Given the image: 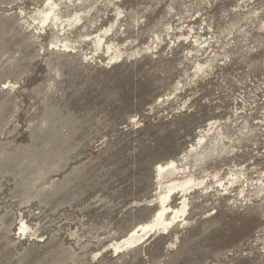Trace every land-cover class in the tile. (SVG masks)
<instances>
[{"label":"rangeland","instance_id":"1","mask_svg":"<svg viewBox=\"0 0 264 264\" xmlns=\"http://www.w3.org/2000/svg\"><path fill=\"white\" fill-rule=\"evenodd\" d=\"M53 1L0 0V264H264V0ZM211 120L226 149L183 157Z\"/></svg>","mask_w":264,"mask_h":264},{"label":"bare ground","instance_id":"2","mask_svg":"<svg viewBox=\"0 0 264 264\" xmlns=\"http://www.w3.org/2000/svg\"><path fill=\"white\" fill-rule=\"evenodd\" d=\"M48 1L49 2L47 4L48 5L47 8L45 10L39 9L36 13L39 16L38 17L35 16V17H33V19H35V20L37 19V20L41 21L42 23H44L46 21H49V22L54 21V24L56 22H60V24H62L64 21L61 20L60 16L58 15V13L56 11L57 4L53 0H48ZM77 19H79V17ZM96 40L98 43H100V41H102L100 36H97ZM63 46L66 47V45H63ZM10 86H13V84H10ZM218 126H219V122L217 120L209 121L207 123V126H205L204 128H202L199 131V135L197 136L198 137L197 142L190 145L189 151L185 152V155H183V157L186 156L188 153H190V154L191 153H198L197 149L201 148L205 144H207V141H208V144L212 143V146H211L212 149L210 150V152L215 151L216 147H220V152L222 153V150H225L227 147V144L225 142V141H227L226 140L227 138L225 135H223L221 132H219V130L217 131V133L213 134L214 130L219 128ZM220 152L218 151L217 154H220ZM219 171L220 170H216L213 173H207L204 175L203 178H195V177H193V175L189 176L188 175L189 173L187 172L188 174L186 176L179 177L180 179H178V176L175 175V177L172 180L167 181V182L165 181L166 183L164 185V189L166 191L162 195H159V198H157L159 208H158L157 212L155 213L154 217H152V220L150 219L149 222L143 223V224L139 225L138 228H134L133 230H131L124 238H122L121 241H118V243L115 245V248L119 249L122 246H133V245L137 244L138 242H140L150 231L157 229L159 226L160 227L161 226L166 227L169 224L173 223L175 220H177L179 217L183 216L184 213L186 212L187 206H188L186 201H185L186 200L185 199V193L188 190H190L191 188L195 189L198 186L202 185L203 182H205L204 181L205 177H209L210 180L215 179L216 181H218L219 182L218 187H220L222 190L228 189L226 184H224L223 178L220 177ZM239 171L232 170V172L230 173V177H229V184L234 183V182L239 183V180H240L241 175H242V174L239 175V173H240ZM157 172H158V175L162 177L164 175H174V174H179V173L182 174L185 171H180V167H179L177 161L174 159H171V160H168L167 162H165L164 164H159L157 167ZM241 173H243V172H241ZM246 181H247V178L245 179V177H244L242 179V182L244 183ZM175 192L182 193L183 200L182 201L180 200L181 202H180L179 206L173 208V207H171V205L167 204V201H168L169 197L171 196L170 194L175 193ZM168 211H170V213H168ZM167 215H168V217H167ZM20 228L22 230H26L28 227L25 223H23Z\"/></svg>","mask_w":264,"mask_h":264}]
</instances>
